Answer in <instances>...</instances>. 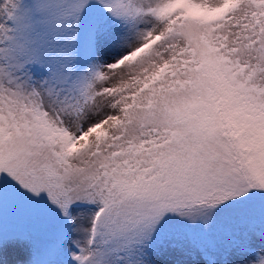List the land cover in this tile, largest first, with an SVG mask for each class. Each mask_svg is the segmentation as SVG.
I'll return each mask as SVG.
<instances>
[{
	"label": "snow or ice",
	"instance_id": "snow-or-ice-1",
	"mask_svg": "<svg viewBox=\"0 0 264 264\" xmlns=\"http://www.w3.org/2000/svg\"><path fill=\"white\" fill-rule=\"evenodd\" d=\"M0 264H264V0H0Z\"/></svg>",
	"mask_w": 264,
	"mask_h": 264
}]
</instances>
